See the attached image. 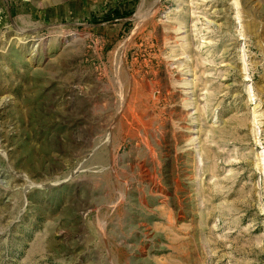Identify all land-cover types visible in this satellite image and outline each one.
<instances>
[{"label": "rangeland", "instance_id": "374dc122", "mask_svg": "<svg viewBox=\"0 0 264 264\" xmlns=\"http://www.w3.org/2000/svg\"><path fill=\"white\" fill-rule=\"evenodd\" d=\"M0 264H264V0H0Z\"/></svg>", "mask_w": 264, "mask_h": 264}]
</instances>
